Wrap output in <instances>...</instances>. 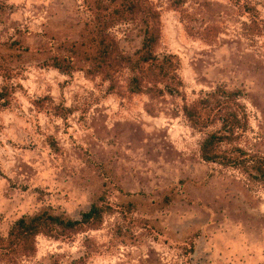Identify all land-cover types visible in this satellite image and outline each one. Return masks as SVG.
Segmentation results:
<instances>
[{"label": "rangeland", "instance_id": "1", "mask_svg": "<svg viewBox=\"0 0 264 264\" xmlns=\"http://www.w3.org/2000/svg\"><path fill=\"white\" fill-rule=\"evenodd\" d=\"M149 1L160 13L156 54L178 60L181 97L109 94L90 74L95 18L119 2L0 0V88L13 87L0 109V237L40 212L77 220L93 204L111 209L98 230L37 237L17 264H264V188L203 162L199 145L219 124L196 131L182 115L216 86L239 91L247 124L225 149L264 156V0H183L178 11ZM107 33L131 57L141 46L137 22ZM53 58L71 73L47 67ZM129 76L117 78L124 94Z\"/></svg>", "mask_w": 264, "mask_h": 264}, {"label": "trees", "instance_id": "2", "mask_svg": "<svg viewBox=\"0 0 264 264\" xmlns=\"http://www.w3.org/2000/svg\"><path fill=\"white\" fill-rule=\"evenodd\" d=\"M119 2L107 19L95 18L96 50L90 58L91 75L98 76L107 83L109 94H121L131 97L146 94L153 97L164 95L181 97L182 81L178 75L179 62L174 55H157L156 48L161 38L160 13L149 0H110ZM235 2H238L235 0ZM183 0H173L171 8L178 11ZM245 12L253 16L251 7L243 5ZM252 18V17H251ZM117 22H137L142 32L140 48L131 57L123 52L118 42L112 38L107 29ZM191 36L198 35L202 40L207 36L187 29ZM213 29H210L212 31ZM47 67L61 74L69 75L72 68L53 58ZM124 70L130 72L126 84V93L120 91L118 76ZM13 87L4 85L0 88V109L10 106ZM239 91H227L216 86L191 104H183L182 115L189 127L202 131L214 124L219 129L209 133L199 145V157L208 164L240 171L246 178L259 183L264 188V156L251 155L239 148L225 149L235 143L240 133L244 132L247 117L244 107L239 102ZM43 100L34 101V106L42 109ZM56 116L64 117L69 110L54 107ZM53 143L51 142V146ZM111 212L106 204H93L88 211L80 214L79 219H66L48 212H40L30 217L16 220L9 228L5 238L0 237V262L17 264L20 258H30L36 251V238L43 236L53 240L69 239L78 233L98 230L105 214ZM91 241H84L89 249ZM72 264H83L82 259Z\"/></svg>", "mask_w": 264, "mask_h": 264}]
</instances>
